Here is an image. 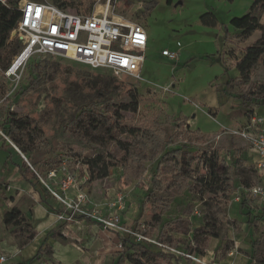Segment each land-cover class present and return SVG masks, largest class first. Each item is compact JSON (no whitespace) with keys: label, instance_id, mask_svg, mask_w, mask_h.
Returning a JSON list of instances; mask_svg holds the SVG:
<instances>
[{"label":"rangeland","instance_id":"374dc122","mask_svg":"<svg viewBox=\"0 0 264 264\" xmlns=\"http://www.w3.org/2000/svg\"><path fill=\"white\" fill-rule=\"evenodd\" d=\"M98 1L70 0L65 6L81 11L90 6L91 10ZM148 1L114 0L111 4L115 13L138 21L146 30L147 48L138 77L116 75L105 68L44 54L32 55L33 60L16 75H5L3 71L14 55L12 46L0 48V101L8 94L9 108L34 119L43 134L28 162L42 178L52 168L58 169L59 175L65 168L75 172L78 180L85 177V181L78 183L98 206L101 216L108 218L110 212L117 215L119 225L132 231L123 234L139 244L129 250L120 231L80 215L69 223L68 233L45 239L49 229L58 223L60 206L50 194H44L45 186L39 179H14L17 173H22L25 159L12 145L13 151L7 158L8 152L0 146V254L6 255L2 264L26 261L43 242L51 250L44 251L32 264H112L119 252L124 253L121 264H191L184 253H191L190 249L197 246L194 234L209 219L204 199L194 191L176 193L167 188L171 163L164 164L161 171L156 170L162 152L145 160L143 167H138L137 177L117 166L107 177L91 179L85 159L96 153H108L115 161L119 157V145L106 129L89 133L74 121L80 109L93 103L108 110L111 127L145 129L148 134L160 137L166 148L186 143L193 152L209 147L219 149L224 163L234 170V185L223 210L236 223L220 227L218 236L208 243L204 257L208 264H264V209H259L249 196L248 203L252 206L243 207L233 200L238 184L250 185L257 180L252 163L255 153L245 140L229 132L245 123L253 110L264 117V104L246 102L240 96L242 83L236 79L238 72L233 65V58H239L243 47L259 36L255 31L246 40H240L229 22L232 17L246 13L252 0H173L170 5L165 0H153L146 7ZM13 2L8 0V5ZM206 13L213 14L215 24L203 23L202 16ZM255 14L262 18L264 12L257 9ZM8 41L19 40L10 31ZM163 49L177 52L178 58L171 60L162 55ZM45 59L58 65L52 79L45 78L33 91L15 95L32 68L43 65ZM103 78L108 82V92L98 100L94 93ZM262 80L264 66L258 62L252 68V83ZM3 87L7 90L1 96ZM132 101L137 103L134 112L125 109ZM5 104L6 101L0 104V122ZM178 117L186 120L181 127L175 124L181 120ZM117 139L125 141L130 136L123 133ZM2 141L7 139L0 133V144ZM78 151L84 156H76ZM224 163H220L221 167ZM64 164L67 166L62 167ZM187 169L193 175L202 171L195 165ZM153 178L161 181L162 190L153 188ZM117 193L124 194L120 209L111 205ZM147 193L161 198L159 205L149 200ZM12 206L37 231L34 237L30 238L31 231L24 224L3 223L4 212ZM144 249L163 254L150 256L153 261L147 263L141 258Z\"/></svg>","mask_w":264,"mask_h":264},{"label":"trees","instance_id":"16d2710c","mask_svg":"<svg viewBox=\"0 0 264 264\" xmlns=\"http://www.w3.org/2000/svg\"><path fill=\"white\" fill-rule=\"evenodd\" d=\"M69 1L70 0H63V2H57V4L65 5ZM172 2L173 0H165V3L168 5L172 4ZM15 3L16 0H14L13 5H5L0 2V48L5 45L8 47L12 46L11 53L13 55L21 48L20 41H8L9 32L14 28L19 18V11L16 9ZM153 3L154 1L150 0L145 3V5L149 7ZM257 9L264 12V0H252L250 8L246 13L241 16L232 17L229 22L237 30V37H239L240 40H246L255 31L259 32V36L252 43L243 47L242 55L239 58H233V65L238 72L236 79L240 80L242 83L240 96L246 102L261 105L264 104V80L258 81L256 84L252 83L253 66L258 62L264 66V14L262 18L256 15L255 10ZM84 11L89 12L90 6ZM202 18L205 24H215L216 22L215 17L211 13H206ZM46 57L50 56L46 55ZM31 60L33 59L30 57L26 64ZM30 64L31 63H29V65ZM57 70L58 65L56 63H51L48 59H45L43 65H37L36 69L35 67L32 68L29 72L27 81L19 84L15 95L33 91L45 78L52 79ZM107 89L108 82L103 78L100 85L96 88V92L94 93L95 97L98 98V100L102 99L107 94ZM6 90L7 87H3L1 96L4 95ZM99 105L98 103H93V106L80 109L74 121L77 126L89 133H94L101 128L106 129L110 138L115 140L119 145V157L115 161L108 153H96L85 159L84 162L88 165L90 178H105L109 175L111 169L117 166H122L125 171H131L132 176L137 177L140 174L138 173V167L141 165L143 167V162L145 160H151L162 152L157 162L156 170L161 171L164 164L167 162L171 163L172 175L167 188L176 193H180L183 190L194 191L204 199L209 219H206L203 226L194 234L197 246L194 249L191 248L190 252L205 254L208 243L211 238L218 236L220 227L224 223L229 225H235L236 223L235 219L227 218L223 210L226 206L228 195L230 194L229 192L234 185L235 175L233 168L227 167L219 149L215 147L193 152L186 143H182L166 148V144L160 137L154 133L148 134L145 129L128 128L124 125H115L111 127L109 122L112 120V116L108 114V110L102 109L104 105H102V107ZM4 106L0 129L4 130L5 135L11 138L9 139L30 161V152L38 147V142L43 138V134L38 129L34 119L13 112L9 108V103ZM136 108L137 103L134 101H132V103L128 102L125 105V109L128 111L134 112ZM176 119H181L175 123L178 127H181L184 121H186L183 117H178ZM123 133H127L130 139L125 141L117 139L118 136ZM0 146L8 152L7 158H9V155L13 151L11 144L2 141ZM75 154L78 157L84 156L81 151ZM221 162L224 163L222 167L220 165ZM127 163L129 164L126 166ZM192 165L197 166L199 169H202V171L198 172L196 175L191 174L187 168ZM21 166L24 167L21 169V176L24 180L32 181L33 178L38 179L35 172L29 168L25 160L22 161ZM126 175L128 179L129 174L126 173ZM152 182L155 190L163 189L160 180L153 178ZM241 185L244 187L249 186L245 182H242ZM43 191L44 194H49L46 188H44ZM146 196L153 203L159 205L161 198L159 199L153 193H147ZM247 196L246 192H242L238 204L243 207L252 206V204L248 203ZM2 220L5 225L15 226L24 224L26 228L31 231L30 238L37 234L36 230L27 222L24 214L16 206H12L5 211ZM62 226L61 224L49 230L45 239L60 235L58 230H60ZM121 238L127 243L129 250L135 247L136 244H139V242L136 243V241H131V239H129L131 237L127 234L121 235ZM49 250H51L50 246L46 242H43V244L36 248L34 254L30 258L22 263L20 262V264H32L35 259L39 258L40 254ZM141 254V258L147 260L148 263L153 261V257L151 258L150 256L155 257L163 253L144 249ZM123 257L124 253L119 252L113 259L112 264H121Z\"/></svg>","mask_w":264,"mask_h":264},{"label":"built area","instance_id":"2783aa9c","mask_svg":"<svg viewBox=\"0 0 264 264\" xmlns=\"http://www.w3.org/2000/svg\"><path fill=\"white\" fill-rule=\"evenodd\" d=\"M112 1L114 0H100L89 12H85L70 9L52 0H16L19 18L11 31L20 41L21 48L4 69V74L16 75L32 55L44 54L75 60L92 68H105L116 75L138 77L147 48L146 30L138 21L115 13ZM0 2L8 5V0ZM97 6H100L98 10ZM162 55L171 60L178 58L177 52L166 49L162 50ZM6 97L8 94L0 104L6 101L7 105ZM229 132L245 140L255 153L253 165L257 179L247 187L237 185L238 190L233 191V200L239 202L241 193L246 192L259 209H264V117L253 110L245 123ZM0 133L10 142L1 130ZM65 165L62 167L67 166ZM57 170L49 169L46 178L33 171L48 193L59 203L61 208L57 212L58 221L69 224L80 215L94 219V222L97 220L110 230L120 231V234L132 233L130 229L119 225L117 215L110 212L108 218L101 216L98 206L92 203L85 189L78 183L79 180L85 181V177L78 180L75 172L64 168V172L59 175ZM89 203L93 204L92 207H88ZM123 203L124 194L117 193L111 205L120 209ZM118 245L121 246L120 241ZM184 256L191 264H208L204 254L191 252L184 253ZM5 260L6 255L0 254V264Z\"/></svg>","mask_w":264,"mask_h":264},{"label":"crops","instance_id":"0c3cea01","mask_svg":"<svg viewBox=\"0 0 264 264\" xmlns=\"http://www.w3.org/2000/svg\"><path fill=\"white\" fill-rule=\"evenodd\" d=\"M10 140V139H9ZM7 142L8 143H10L11 145H12V147L16 150V152H17V154H19V156L20 155H23V153L18 149V147L10 140V142L7 140ZM25 157V156H24ZM25 162H27V165L29 166V168L31 169V167H32V169L31 170H35L34 168H33V166H31V164L28 162V160H27V158L25 157ZM252 163H253V161H252ZM37 172V171H36ZM38 173V172H37ZM18 178H21L22 179V176H21V174H19V173H17V175L15 176V178L14 179H18ZM239 185V184H238ZM241 185V184H240ZM11 187V186H10ZM54 199V198H53ZM54 201H55V203L56 204H58L59 205V203L54 199ZM60 206V205H59ZM61 208V207H60ZM76 220H77V217H76ZM92 223V222H91ZM63 225V227L60 229V230H58L59 231V233L61 234L62 232V234H65V231L67 232V229H68V227L71 225V224H66V223H64V222H60V221H58V223L54 226V227H52V228H50L49 230H51V229H53V228H56L57 226H59V225ZM37 232V231H36ZM40 232V231H39ZM46 233V232H45ZM68 233V232H67ZM73 240L74 239H76V240H78L76 237H74V236H70ZM53 239L55 238L56 239V236L55 237H52ZM96 250V249H95Z\"/></svg>","mask_w":264,"mask_h":264},{"label":"bare ground","instance_id":"6f19581e","mask_svg":"<svg viewBox=\"0 0 264 264\" xmlns=\"http://www.w3.org/2000/svg\"><path fill=\"white\" fill-rule=\"evenodd\" d=\"M99 8H100V6H97V7H96V10H98Z\"/></svg>","mask_w":264,"mask_h":264}]
</instances>
